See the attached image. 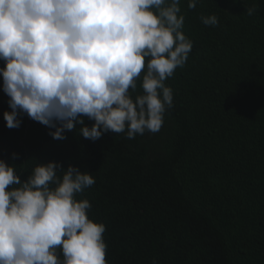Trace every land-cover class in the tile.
I'll use <instances>...</instances> for the list:
<instances>
[{"label": "trees", "instance_id": "1", "mask_svg": "<svg viewBox=\"0 0 264 264\" xmlns=\"http://www.w3.org/2000/svg\"><path fill=\"white\" fill-rule=\"evenodd\" d=\"M179 6L193 48L165 80L173 104L158 132L93 141L77 124L55 140V129L26 114L10 129L0 76V159L22 182L52 161L61 178L69 165L88 171L95 183L75 198L105 225L108 264H264V0ZM212 15L218 23L205 25L201 17ZM143 75L130 89L134 101Z\"/></svg>", "mask_w": 264, "mask_h": 264}, {"label": "clouds", "instance_id": "2", "mask_svg": "<svg viewBox=\"0 0 264 264\" xmlns=\"http://www.w3.org/2000/svg\"><path fill=\"white\" fill-rule=\"evenodd\" d=\"M197 0H188L195 8ZM180 0H0V67L11 111L8 128L26 114L55 140L81 126L93 141L105 133L133 139L158 132L193 43L183 31ZM255 8H248L253 15ZM216 25L215 15L201 17ZM144 72L143 94H130ZM94 121L89 128L85 119ZM18 159L17 153L12 154ZM41 163L25 181L0 159V264H108L105 225L93 222L88 171ZM12 185L19 187L11 188ZM53 185H55L53 187ZM62 252L61 259L57 252ZM155 264V262H154Z\"/></svg>", "mask_w": 264, "mask_h": 264}]
</instances>
